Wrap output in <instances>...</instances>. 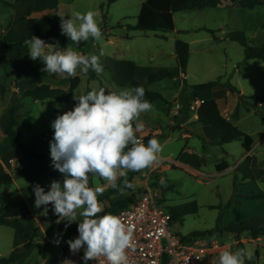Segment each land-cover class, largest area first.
Here are the masks:
<instances>
[{
    "label": "rangeland",
    "instance_id": "374dc122",
    "mask_svg": "<svg viewBox=\"0 0 264 264\" xmlns=\"http://www.w3.org/2000/svg\"><path fill=\"white\" fill-rule=\"evenodd\" d=\"M3 1L8 4L15 2V0ZM144 1L146 0H119L108 4L107 0H60L58 8L60 15L70 17L73 10L81 12L93 10L99 13L96 19L102 31V39L100 41L90 39L84 53L85 55H99L103 49L104 55L100 57L101 63L109 58L134 61L141 67L173 69L178 66L175 42L177 40L187 42L191 51L186 73H181L179 78L140 85L147 90L162 92L167 98V100L150 102L152 109L142 113L139 121L133 122L134 126L137 122L144 124V128L136 133L137 138L144 141L148 136L155 137L163 146L158 160L151 167L140 172L128 173V180L135 185V190L128 189L125 195H119L116 190L106 186V181L98 177L90 176L89 186L104 188L103 194L98 196L103 210L126 201L127 198L140 197L141 193L147 189L157 194L159 205L164 208L196 201L199 208L198 214L186 216L183 225H175L174 229L183 236L194 232L219 230L234 222L240 224L244 222L237 216L240 212L246 220L249 219L251 225L255 227L264 225V199L249 201L242 197L249 193H264V181L260 179L261 175H258L259 180L255 182L245 181L243 178L249 168H254V161L248 158L240 163L244 154L242 143L234 141L223 146L210 144L209 150L205 152L200 136L197 134H191L189 137L183 136V133L191 131L194 125L188 108L189 95L183 96L184 83L198 85L220 79L222 82L230 81L246 96L263 94L264 63L259 60L245 61V48L235 40L244 39L249 47L262 45L264 4L255 10H247L237 8L231 2L222 0L217 8L176 14L174 31L145 33L128 29V26L136 24V18ZM10 13V9L7 8L0 11L1 36L6 32L3 26H6ZM203 27L214 30L215 34L195 31ZM246 34H251V38ZM40 61L37 59L34 62L39 63ZM79 71L77 69V75L81 76L78 74ZM31 73V63L28 58L16 63V60L8 56V52H0V85L2 86L0 88V123L3 121L2 114L9 110L12 103L20 104L21 122L31 126L30 130L23 125L19 127L22 132L21 141L28 142L39 135L52 141L54 136L52 122L58 115L72 110L75 105L55 100H46L35 105L31 99H26L23 105L21 100L24 98L18 90L29 89V83L32 84L39 80L31 81L29 78ZM101 87L107 93L119 92L121 89L132 86L119 87L113 81V74L104 69L103 73L97 75V79L92 81H89L87 76H81V83L75 93L78 96L85 94L88 88L92 90ZM178 91L179 95H176ZM217 99L223 102L225 97L218 96ZM177 102L181 104V110L180 114L175 116ZM241 106L252 107L253 101L246 100ZM239 129L245 133H252L254 138L260 141L264 137V116L259 113L251 115L245 113ZM206 132V136H211ZM4 140L8 139L2 134L0 150L3 154L2 159L7 162L12 154L8 148L9 143L7 146ZM263 151L264 146H258V157L264 166V156L262 158L261 154ZM17 152L20 154L19 151ZM227 153L230 155L227 156ZM203 155L207 161L204 160L197 164ZM223 160L230 164L231 170H227L229 164L223 163ZM25 170L27 177L15 176L10 189L3 191L6 199L8 198L9 208L7 209L8 214L4 215L2 214L3 207L0 206V214L4 216L29 214L28 219L33 221L40 230L41 237L38 238L25 264H58L57 247L53 241L56 236L60 241L64 240L63 236L66 234L60 229L61 226L76 228L77 222L68 224L67 221H60L57 223L59 218L53 212L45 215L44 208H35L33 185L39 184L47 192L53 180L63 183L64 176L56 170L51 179L43 166L32 163ZM199 172L210 176H202ZM201 179H205L206 182H201ZM243 180L245 184L242 183ZM117 183L120 184L121 180ZM239 198L242 204L238 201ZM243 201L247 203L244 204ZM228 202L230 206L235 204L229 208L230 206L226 207ZM50 206L52 207L51 204ZM221 212L222 219L224 217L223 223L222 219L218 222ZM255 213H258V218ZM205 237L206 242L211 241L220 247L211 254L210 261L222 250L235 251L237 248H247L254 251V258L251 260L253 264H264V236L251 238L248 232H244L237 238L229 233L214 232ZM29 240H36V238L33 236L17 238L12 229L0 227V259L11 253L14 242H17L18 247H22ZM256 253L259 254V259H255Z\"/></svg>",
    "mask_w": 264,
    "mask_h": 264
},
{
    "label": "clouds",
    "instance_id": "9594fccd",
    "mask_svg": "<svg viewBox=\"0 0 264 264\" xmlns=\"http://www.w3.org/2000/svg\"><path fill=\"white\" fill-rule=\"evenodd\" d=\"M98 15L93 10H73L69 18L60 15L61 34L66 35L71 44L61 48L58 42L49 44L33 35L24 40L27 55L33 61L43 62L42 72L61 79L75 78L77 69L85 75L91 70L99 76L104 71L100 62L103 49L99 55H84L73 47L90 38L102 39ZM246 35L251 38V34ZM144 96L143 86L107 93L104 88H93L86 94L73 95L78 103L52 122L51 166L64 180L63 183L53 180L47 192L39 184L34 185V207L44 206L46 215L47 206L51 204L54 215L59 218L57 223L77 222L78 236L67 243L73 255L84 250V264L100 257L106 258L107 264H127L126 249L132 241V231L117 215H99L103 206L98 196L103 194L104 188L90 187L89 178L98 177L119 195H125L128 189L135 190L128 173L140 172L158 160L163 151L159 140L153 137L145 145L136 135L144 124L133 125L142 113L153 107ZM253 258L252 249H225L213 256L210 264H246ZM63 264H72V261L65 260Z\"/></svg>",
    "mask_w": 264,
    "mask_h": 264
},
{
    "label": "trees",
    "instance_id": "16d2710c",
    "mask_svg": "<svg viewBox=\"0 0 264 264\" xmlns=\"http://www.w3.org/2000/svg\"><path fill=\"white\" fill-rule=\"evenodd\" d=\"M119 0H107L108 4L115 3ZM234 4L237 8L255 10L264 4V0H226ZM60 0H15L14 3L8 4L3 0H0V8L3 5H9L12 9L11 20L8 24L7 30L3 36L0 35V52H13L17 46L23 45L24 40L31 38L35 35L43 39L46 43L56 44L58 47L64 48L68 44H71L69 38L66 35L61 34L60 28V15L57 12ZM222 3V0H146L142 3L140 13L136 18V24L134 26H128L130 30H138L142 32H161L166 33L174 31L176 28L175 15L186 11L203 10L208 8H217ZM47 10L53 11L52 13L45 14L44 16L32 17L34 13H40ZM63 16V15H62ZM69 18L68 16H64ZM121 27V25L119 24ZM264 29V26H263ZM1 30V22H0ZM206 31L212 35L215 34L214 30L207 29L205 27L195 30ZM91 39V38H90ZM89 39V40H90ZM88 40V41H89ZM86 42H81L78 47L73 45L75 49L84 54ZM241 46L245 48V61L259 60L264 63V41L259 47H249L244 39L235 40ZM176 58L178 66L169 68H155V67H141L133 61L129 60H112L107 58L101 64L103 68L113 74V81L119 87H126L131 85L132 87L140 86L142 84H153L166 79H177L180 74L186 73V68L191 55L190 45L187 42L177 40L175 42ZM85 75V74H84ZM89 81L97 79V75L93 71H89L87 75ZM69 89L64 90L61 88H54L49 84L36 85L32 89L21 91V97L31 98L35 101L43 102L46 100H55L62 103L76 105L78 101L73 99V95H76L75 91L81 83V76L77 75L75 78L69 79ZM2 86L0 85V88ZM215 87L226 88L232 95L238 97V105L233 113L237 116L239 108L246 100L253 101V108L259 111V106H264V92L260 96H246L242 92L231 84L230 81L222 82L220 79L210 81L204 84L188 85L184 83L183 96L189 95L192 92H207L211 91ZM103 88V87H101ZM91 91L88 88L85 94ZM144 98L153 102L155 100H164L162 94L156 91L145 89ZM21 105L12 103L9 107L10 121L4 129V135L9 138L11 146L19 151L21 155V161L16 166V173L5 174L0 176V188H10L15 176L21 177V171L26 161H40L47 163L51 166L50 157V142L51 140L45 136L38 137L30 142L21 141V131L19 127L22 125V113L20 112ZM197 122L202 126H209L221 134L217 137L212 145L223 146L227 143L234 141H240L242 143L243 150L249 153L254 146V140L251 136L240 130L229 119L224 117L219 109L216 99L206 100L198 111ZM25 127L30 130V125L26 124ZM151 139L148 136L144 141L147 145L148 140ZM254 168H249L246 174L243 175L244 180H259L258 175L264 181V169L257 168L256 160L253 157ZM247 158V159H248ZM203 158L199 161L201 163ZM249 174V175H248ZM34 186V185H33ZM243 198L249 201L264 199V193H257L252 195H243ZM133 197L127 198L126 201L119 202L112 207L105 208L101 214L114 212L117 208L127 206V204L133 202ZM6 204V195L0 190V206L4 207ZM230 206V202L226 207ZM44 208V206H42ZM48 212L52 213V207L50 204L47 206ZM166 210L171 213L173 222L176 225H183L184 219L189 215L198 214V205L196 201H190L180 205L167 206ZM29 214L22 216H4L0 214V226L10 228L14 231L15 237H35L36 240H29L22 247H18L17 242H14V247L11 253L0 259V264H25L29 258L31 252L36 246L38 238L41 237V232L35 225V223L29 220ZM222 219V212L218 218V222ZM61 225V223H60ZM66 235H77L76 228H60ZM217 232L218 234H232L239 238L244 232H248L251 238H258L264 236V225H258L257 227L251 225L249 221H244L240 224L230 223L222 229L206 230L204 232L191 233L193 236L205 237ZM255 259H259V254L256 253ZM246 264H253L252 261H246Z\"/></svg>",
    "mask_w": 264,
    "mask_h": 264
},
{
    "label": "built area",
    "instance_id": "2783aa9c",
    "mask_svg": "<svg viewBox=\"0 0 264 264\" xmlns=\"http://www.w3.org/2000/svg\"><path fill=\"white\" fill-rule=\"evenodd\" d=\"M188 98L189 111L198 119V111L206 100L200 92H192ZM180 110L181 104L177 102L176 114ZM159 204L157 194L147 189L127 206L110 212L120 217L126 228L132 231V241L126 249L127 264H208L211 254L220 247L211 241L206 242V237L178 233L174 229L176 224L171 213ZM77 236L65 235L63 241L56 236L53 242L57 247L58 264H63L65 260L72 261V264H84V250L73 255L67 243ZM57 240L59 243H56ZM87 264H107V260L100 257L97 261L89 260Z\"/></svg>",
    "mask_w": 264,
    "mask_h": 264
},
{
    "label": "crops",
    "instance_id": "0c3cea01",
    "mask_svg": "<svg viewBox=\"0 0 264 264\" xmlns=\"http://www.w3.org/2000/svg\"><path fill=\"white\" fill-rule=\"evenodd\" d=\"M59 4H60V2H59ZM4 8L10 9V11H11L10 16H9L10 18H9L6 26H3L4 30H7L8 24H9V22L11 20L12 9H11V7L9 5H3V6H1L0 11L2 9H4ZM58 8H59V6H58ZM52 12L53 11H51V10H47V11L40 12V13H34L32 15V17L40 18V17L44 16L45 14L52 13ZM57 12H58V9H57ZM39 14H40V16H37ZM58 14L60 15L59 12H58ZM1 24H2V22H1ZM27 52H28V49L23 44V45L17 46L14 49L13 52H8V56L10 58L16 60V63L19 62L21 59H25V58L29 59V61L31 63V70H32V73L29 76V78L31 79V81H34V79H39L37 82L32 83L33 85L31 83H29L28 84V88L29 89H32L36 85H40V84H49V85H51L54 88H61V89H64V90H68L69 89V86H70L69 79L70 78L61 79V78L56 77L55 75L42 72L41 69L44 67L43 62L40 61L39 63H35L33 60H31L29 58V56L27 55ZM78 74H80L81 76H85L80 71H79ZM160 82H162V81H160ZM153 84H155V83H153ZM24 90H27V89H24ZM24 90H18V91H24ZM159 93L162 94V96L164 97V100H167L166 96L162 92H159ZM176 95H179V91L176 93ZM200 95H201L202 98H204V100L216 99L221 114L224 117H226L227 119H229L238 128H239L240 122L243 120V116H244L245 113L249 114V115H251L252 113H255V114L259 113L260 115L264 116V106H260V105H257V106H259V111L258 110L256 111L253 108V106L252 107H250V106H244V107L240 106L238 115L234 116L233 113L235 111V108L238 105V97L235 96V95H232L230 93V91L228 89H226V88L215 87L211 91L200 92ZM218 96L225 97L224 101L221 102L219 99H217ZM26 99H31V98L22 99L21 103H23V105L25 104V100ZM31 100H32L33 104H35V105H38L40 103L39 101H35L33 99H31ZM219 103H221V104H219ZM178 114H180V112ZM178 114H176V112L174 113L175 116L178 115ZM2 115H3V121L0 123V136H2V134H4V129L6 128L8 122L10 121V114H9L8 110H7V112H4ZM191 115H192V121H194V125L192 126L193 128H192L191 131H189L187 133H183V136L184 137H189V135H191V134H197L198 136H200V139L204 143V149H205V152H206L207 150H209V147H210L209 145L211 144V142H213L217 137H219L221 133L219 131L214 130L213 128H211L209 126H202L201 124H199L197 122V118H195L194 114L191 113ZM22 125L25 127L26 124L22 123ZM30 128H31V126H30ZM205 131H207L206 133H210L211 136L210 135L206 136L205 135ZM246 134H248L249 136L252 137V139L254 140V146H253V149L249 153H246L243 150L244 154H243L242 158L240 159V163H243L244 160L247 159L248 157H253L254 160H256L257 168L264 169L263 163L261 162L260 158L258 157V146H264V137L261 138L260 141H258V139L254 138V135H252V133L251 134L250 133H246ZM41 136H43V135H39V136L35 137L34 139H36L38 137H41ZM7 139L8 140H4V143L7 146H8V143H9L10 147L8 146V148H9V151L11 152V154H12V157H10L7 162H5L2 159L3 154H2V151L0 150V176H3L5 174H13V175H15L16 166L21 161V155L18 154L17 150H15L11 146L10 140H9L8 137H7ZM34 139H32V140H34ZM28 142H30V141H28ZM261 154H262V158H263L264 151ZM226 155L229 156L230 154L227 153ZM202 158H203V160H206V157L203 155V156L200 157L199 161ZM199 161H198L197 164H199ZM222 162L225 163V164L226 163L229 164L226 160H223ZM31 163L43 166L46 169L47 173L50 175V178L53 179V170H52V168L47 163L40 162V161H35V160L26 161L24 163L22 171H21V177H27L25 168ZM231 168L232 167L229 164L227 170H231ZM2 169H5V170L1 171ZM199 173L202 176H205V177L210 176V175H208V174H206L204 172H199ZM200 181L201 182H206L205 179H201ZM245 181H248V180H245ZM245 181L243 180L242 183L245 184L244 183ZM249 181L250 182H255V181H258V180H249ZM13 183H14V181H13ZM9 189L10 188L5 189L4 187L0 188L1 191H6V190H9ZM244 195H252V194L249 193V194H244ZM238 201L241 202V204H242V200H240V198L238 199ZM254 201H256V200H254ZM243 203L246 204L247 202L243 201ZM234 204H232V205L234 206ZM241 204H239V205H241ZM231 206L229 208L233 207V206L232 207ZM242 206H238V207H242ZM8 208H9V201H8V198H7L6 199V204H5V206L3 207V210H2V214H4V215L8 214L7 213V209ZM255 214L257 215V218H258V213H255ZM237 216L242 218L243 221H248L249 220V219L246 220V217H243L244 215L241 212ZM223 219H224V217H223ZM223 219H222V223H223ZM238 222L240 223V221H238ZM234 223L237 224V222H234ZM0 227H3V226H0Z\"/></svg>",
    "mask_w": 264,
    "mask_h": 264
}]
</instances>
